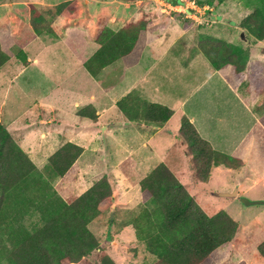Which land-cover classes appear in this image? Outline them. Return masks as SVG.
<instances>
[{"label": "crops", "instance_id": "obj_1", "mask_svg": "<svg viewBox=\"0 0 264 264\" xmlns=\"http://www.w3.org/2000/svg\"><path fill=\"white\" fill-rule=\"evenodd\" d=\"M62 3L70 15L47 13ZM3 5L7 7L6 14L21 9L23 20L17 21L12 15L0 24V36L6 35L15 45L22 42L20 47L27 51L29 45L36 43V46L28 54L16 52L21 62L18 64L11 61V54L0 44L8 56L0 66V74L41 66L39 73L50 83L49 92L34 100L37 111L30 110L20 125L32 146L17 144L33 163L28 147H34L33 156H38L36 148H50L42 157V167L47 157L66 142L82 148L67 171L53 179L56 184L52 187L63 200H72L105 177L111 196L109 205L100 211L127 214L140 203V179L161 162L183 186L179 177L187 180L188 174L193 184H207L220 196L229 198L223 211L228 212L240 197L264 200V126L260 121L264 115V39L241 35L245 44L252 38L255 40L245 46L217 36L227 35L231 39L230 28L242 32L237 24L245 13L238 17L228 0L218 1L216 13L209 17L210 29L196 28L200 19L190 8L207 7L200 0H9ZM31 6L42 13L47 25L41 34L34 33L29 24ZM137 20L144 21L145 26L131 51L102 68L98 80L94 79L83 62L98 48L94 38L99 29L106 26L117 30ZM204 20L207 23L208 19ZM21 27L33 32L30 40L22 38ZM202 34L247 50L242 79L237 86L231 78V66L214 69L197 50L196 39ZM57 41L64 47L63 57L56 48ZM69 65L71 68L66 69ZM177 91L185 93L178 96ZM127 93L165 105L172 110L170 117L179 112L180 118L188 119L214 151L232 157L235 163L212 165L205 182H194L178 138L179 128L175 140L179 144L170 139L162 152L158 144L136 141L145 132L149 140L159 132H168L164 125L170 117L159 128L127 120L115 105ZM85 106L92 107L94 119L89 118L91 110L86 116L78 115V110ZM2 115L0 108V126L11 135L16 124L7 123ZM59 184L73 193L66 195L64 190L58 191Z\"/></svg>", "mask_w": 264, "mask_h": 264}, {"label": "trees", "instance_id": "obj_2", "mask_svg": "<svg viewBox=\"0 0 264 264\" xmlns=\"http://www.w3.org/2000/svg\"><path fill=\"white\" fill-rule=\"evenodd\" d=\"M29 13L32 30L41 34L47 26L42 13L33 6ZM47 13L70 15L63 3ZM254 15L260 17L249 19L246 15L240 21L245 25L242 27L254 38L264 39V15L257 10ZM144 26V21L137 20L117 30L101 27L94 38L98 48L83 62L85 70L98 80L102 68L131 51ZM196 48L212 68L231 66L234 86L239 84L245 50L211 36L200 37ZM7 59L0 47V66ZM115 105L127 120L154 128L161 127L172 113L165 105L150 103L132 93L118 99ZM90 110L89 118L94 119L91 106L82 107L77 113L86 116ZM260 121L264 126V115ZM178 138L196 183L206 181L212 165L235 163L232 157L214 151L184 116L180 118ZM81 150L66 142L47 157L42 170L38 171L0 126V229H6L4 239L9 245L3 252L7 257L5 264H87L90 254L97 264H115L87 227L100 217V210L109 205L111 189L107 179L99 178L68 202L51 186V181L67 171ZM139 191V205L121 214V223L131 226L135 240L154 257L150 264H217L215 250L233 238L236 221L221 209L205 213L164 162L140 179ZM148 204L152 208H148ZM30 208L38 214L41 224L32 231H19L17 223ZM14 222L13 228L11 223ZM257 250L264 257V241L257 245ZM236 264H244V261Z\"/></svg>", "mask_w": 264, "mask_h": 264}, {"label": "rangeland", "instance_id": "obj_3", "mask_svg": "<svg viewBox=\"0 0 264 264\" xmlns=\"http://www.w3.org/2000/svg\"><path fill=\"white\" fill-rule=\"evenodd\" d=\"M200 1L205 2L207 4V7L199 10L197 8H194V10L193 8H190L192 9V11H196V17L200 19L197 22L196 28L210 29L211 26H208V23H210L209 17L211 16V14L216 13V7L219 0ZM7 2H9V0H0V24L6 20L8 21V18L12 17V15L16 16L17 21H22L23 13L21 9L14 10V13L13 11L12 13H5L7 7H5L3 3ZM228 2L229 7L236 11L238 17L243 16L245 13V16H243L237 24L239 29H242V32L230 28L229 33L233 34V37L231 39L227 35H216L226 39V41L230 40L232 42L245 46L247 44L255 43V40L252 38L251 42L247 41V44H245L246 42L243 40V37L241 35L250 34V32L246 28L242 27L245 25L240 21L246 18V15H249V19H251L252 16L260 17V15H254V10H257L262 15H264V0H228ZM173 14H175V12H173L172 15ZM203 18L208 19L207 23ZM212 25H214V23H212ZM239 25H241V27ZM20 26H23L22 23ZM20 29L22 38L24 40H30L33 36V32L31 33L26 28L22 27ZM205 31L206 32L204 33L207 34V30ZM92 32L93 30L91 29L90 33L92 34ZM202 36L204 35L202 34L201 36L197 37L196 44L199 41V38ZM0 41L2 49L6 51L7 54H11V61L18 64H20L21 62L19 60V55L17 56L16 52H18V54H21L20 52L23 51L28 54V52H31L30 49H34V47L36 46V43L29 45V47L31 46V48L27 51L25 50V48L20 47L22 42L17 41L15 42L16 45L12 44L10 42L12 40L8 41L6 35L4 34L0 36ZM24 42L25 41H23V43ZM56 48L61 57L65 56L63 52L64 47H62L61 43H59L58 41L56 42ZM246 51L247 50L243 51V55L245 54V62L247 60ZM75 54L79 55V53H74V56ZM57 62L58 65L62 66L61 62ZM70 66L71 65L65 67L66 69H68L71 68ZM42 69L43 68L41 66H35L28 67L21 72L19 71L20 69L17 68L13 71V73L6 75L0 74V108L3 111L2 117H4L7 123L13 121V124H16V126H14L13 128L16 130L12 131L10 137L21 144V146L23 147L24 145L30 147L32 145L25 138L24 130H22L23 128L22 126L20 127V125L23 123V121L31 111H37L38 108L35 105V102L37 101L34 100L37 97L45 96L46 93L49 92V90L47 89V84L50 83L44 81L45 79L39 73V70ZM61 69L63 70V68ZM183 93L182 91H177L175 94L180 96ZM179 123V112H175L170 117L168 122L164 125V129L168 132H159V134H157L156 136L151 137L150 140L148 139V132H145L141 134V136L136 137V141L139 142V144H141L142 142H145V144L148 145L158 144V150L162 152V150L166 147L168 140H176V133L179 128ZM33 139L35 140V136L33 137ZM175 143L176 145L179 144L178 141H175ZM30 147H28L31 152L29 153V156L34 161V163H32L36 166L38 171H41V160H43L45 154H48L51 149H43L42 147L36 148L39 149V153L36 152V155L38 156H33L35 155L33 150L34 147H32V149ZM173 149L174 148H171V151ZM179 178L180 180H182L185 189H187L188 192L194 197V199L200 203L202 210L207 214H210L218 209H223L224 204L229 201V198L220 196L215 188L214 190L208 188L207 184H193L191 180H189L188 174L187 180L181 177ZM55 184V181L52 180L51 186ZM56 187L57 190L59 189L58 191L64 190L66 195L73 193L70 192V190L67 189L66 186L65 189L62 188L63 186H61L60 184ZM67 191L69 193H67ZM223 194L228 193H221V195ZM74 197L76 196H73V198ZM242 198L249 200L246 197ZM239 201H236L237 203L234 202L235 206L230 205L231 207L228 212L225 211L234 221L237 222V229L234 233L233 238L229 242H226L215 250L216 262L217 264H236L240 260H243L244 264H264V257H262L257 250V245L264 241V204L243 205ZM148 208H152V206L148 204ZM28 211L29 212L25 214L23 219L19 223H17V229L19 231H22V229L26 231H32L41 224L38 214L33 211L32 208H30ZM107 212V210L101 212V215L97 220L92 221L87 225L89 230L95 235L96 239L101 244L102 251H104L115 264H150L154 260V257L144 249V246L141 242L135 240L133 229L129 225L123 227L121 223V214L119 215L117 213H113L111 220H109V214ZM11 225L14 228L16 223H11ZM4 232H6L5 228L0 229V264L6 263L7 257L3 252H5L9 247V245H7L6 239H4ZM87 259V264H97V261L94 257H92V254L88 255Z\"/></svg>", "mask_w": 264, "mask_h": 264}, {"label": "water", "instance_id": "obj_4", "mask_svg": "<svg viewBox=\"0 0 264 264\" xmlns=\"http://www.w3.org/2000/svg\"><path fill=\"white\" fill-rule=\"evenodd\" d=\"M231 195H233V193H231ZM240 199V202L243 204V205H248V204H264V200H252V201H249V200H246L245 198H239ZM112 218V211H110L109 213V220H111Z\"/></svg>", "mask_w": 264, "mask_h": 264}, {"label": "built area", "instance_id": "obj_5", "mask_svg": "<svg viewBox=\"0 0 264 264\" xmlns=\"http://www.w3.org/2000/svg\"><path fill=\"white\" fill-rule=\"evenodd\" d=\"M179 6L181 7V3L179 4ZM180 9H182V8H180Z\"/></svg>", "mask_w": 264, "mask_h": 264}]
</instances>
